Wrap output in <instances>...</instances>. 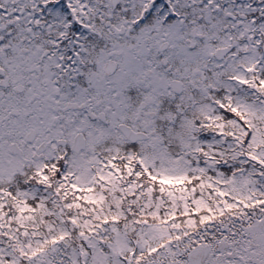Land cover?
Segmentation results:
<instances>
[{"label": "snow or ice", "instance_id": "obj_1", "mask_svg": "<svg viewBox=\"0 0 264 264\" xmlns=\"http://www.w3.org/2000/svg\"><path fill=\"white\" fill-rule=\"evenodd\" d=\"M0 264H264V0H0Z\"/></svg>", "mask_w": 264, "mask_h": 264}]
</instances>
